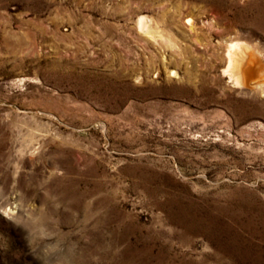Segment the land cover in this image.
<instances>
[{"label":"rangeland","instance_id":"1","mask_svg":"<svg viewBox=\"0 0 264 264\" xmlns=\"http://www.w3.org/2000/svg\"><path fill=\"white\" fill-rule=\"evenodd\" d=\"M233 41L264 66V0H0V264H264Z\"/></svg>","mask_w":264,"mask_h":264},{"label":"bare ground","instance_id":"2","mask_svg":"<svg viewBox=\"0 0 264 264\" xmlns=\"http://www.w3.org/2000/svg\"><path fill=\"white\" fill-rule=\"evenodd\" d=\"M190 26L193 19L187 17ZM137 28L151 36L152 38L161 37L169 44H175L172 36L165 33L158 22L145 14H140L137 19ZM194 26V25H193ZM258 50L243 41H233L228 44L226 50L227 65L223 68L225 76L230 78L235 84L244 88H260L262 84L256 80L261 77L264 71L263 60L258 55ZM175 74L176 71L172 70Z\"/></svg>","mask_w":264,"mask_h":264}]
</instances>
